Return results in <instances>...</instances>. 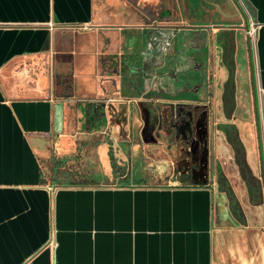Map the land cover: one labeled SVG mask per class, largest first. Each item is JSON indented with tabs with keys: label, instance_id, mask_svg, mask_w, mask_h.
Wrapping results in <instances>:
<instances>
[{
	"label": "crops",
	"instance_id": "crops-1",
	"mask_svg": "<svg viewBox=\"0 0 264 264\" xmlns=\"http://www.w3.org/2000/svg\"><path fill=\"white\" fill-rule=\"evenodd\" d=\"M246 1L253 9V19L246 16L252 24L258 132L254 127L253 135L245 121L248 128L240 136L249 159L257 154L259 174L260 154L264 175V0ZM102 26L93 19L92 0H0V264H264V200L263 206L248 204L244 184L234 177L229 181L224 171L228 146L216 129L222 121L217 117L224 119L220 89L212 101L175 99L163 91L176 84H162L159 76L139 95L132 90L145 83L133 80L136 70L130 67L132 77L124 84L115 81L114 94L126 98L125 111L135 97L144 96L134 103L144 109L145 126L129 132L117 128L124 135L115 136L125 142L127 160L103 151L102 143L92 164L90 144L75 150L76 134L69 132L67 120L69 100L92 93L90 80L85 84L77 79H82L80 65L87 75L92 61L106 53H100L95 39L100 38L98 31L105 32ZM177 39L184 47L185 34ZM137 52L132 47L115 55H121L124 66L142 57V68L152 72L154 54ZM198 54L191 50L188 64L179 50L172 70L197 68L198 58L204 57ZM203 59L209 65V56ZM53 76L69 77L67 93H41L52 86ZM155 90L171 106L183 101L201 107L202 130L190 137L194 143L197 137L204 141L205 148L194 144V155L205 150L203 169L187 159L192 154L188 145L182 156L166 138L161 140L164 133L157 129L164 113L154 112L153 106L163 102L148 98ZM125 111L116 114L117 127ZM130 133L135 141L128 148ZM153 140L159 146H152ZM153 147L166 157L156 159ZM176 152L171 160L168 155ZM234 201L242 219L233 213Z\"/></svg>",
	"mask_w": 264,
	"mask_h": 264
},
{
	"label": "rangeland",
	"instance_id": "rangeland-1",
	"mask_svg": "<svg viewBox=\"0 0 264 264\" xmlns=\"http://www.w3.org/2000/svg\"><path fill=\"white\" fill-rule=\"evenodd\" d=\"M92 15L93 19L102 23L105 32H99V36L95 35L97 48L103 53V57L100 56L99 61H92L89 74H83V66L80 65L79 78L77 82L84 80V83L87 84L88 80L93 84V89L91 94L83 95L77 98H71L69 100L71 114H69L68 126L69 132L71 135L76 134L75 136V150L79 147L82 148L83 145L90 144L93 148L90 149V160L91 164L95 162L98 157H100L99 152L101 149L105 151V148L110 150L113 153V156H120V158H126V146L124 148L125 142L118 141V136L124 137V135H118L117 128H126L127 132L133 131L135 129H140L145 126L144 116L142 112L144 109H140V106L137 103L139 100L137 98H144V96H138L133 99V106L125 111L126 98H120V95L117 96L115 90L116 86L114 82H124L128 83L127 80H130L132 77L128 71V68L137 70L138 74L134 75L133 80L135 82H141L144 84L142 88L135 91L136 94L144 89V86L155 83L158 77L160 76V82L162 84H167L170 80L176 84L177 88L174 89H165L163 93H168L174 95L175 99H198L199 95L202 94L203 84L200 81V69L193 70L192 68L186 69L180 72L175 69L173 62L179 57V51L184 54H188L189 50L181 48L182 46L177 39L181 34H185L186 40L182 42L184 46H192L195 44H203L206 47V55L209 56L210 62L209 65L204 64V68L208 69L209 67V77L212 85V95L218 93L220 88L221 80L225 77V71L220 72L222 68L219 63V50L213 44V34L216 29L215 25L227 26L233 30L235 33V46H236V55H235V106L231 118L229 120L222 119V117H217L221 123H229L233 128L232 132L237 137L239 143L242 146V153L240 154L241 159L245 162L251 178L258 180L260 185V190L258 195H254L251 188L243 183L238 166L235 161V154L233 149L228 143L227 137L229 134L228 130H224V146L226 147L225 154V164L224 170L227 174V179L230 181L234 177L237 182L244 184L246 188V200L250 205H256L258 203L254 202V199H260V205L263 203V190L261 182L259 179V164L257 154H253L251 160L248 157L246 152L245 145L243 144L242 137L240 134L248 128V126L242 123L248 121L249 128L251 129L252 134L254 135V115L252 108V91H251V82L249 79V73L247 68V53L245 45V36L242 28L243 20L236 6L232 3L231 0H92ZM156 25V26H155ZM193 25H207L208 27L202 29L201 31H194L189 29ZM177 27H180L179 29ZM183 27V28H182ZM141 28H144L141 30ZM250 31V30H249ZM154 36V39L157 40L158 46H154V49H159L157 53L161 55L156 56L158 63H165L159 67L152 68H142V57L139 61L129 63L124 66L121 62V55H115V52L119 50L131 49L132 47L137 48L139 55L143 52L147 53L146 48H148V38ZM156 36V37H155ZM250 36V35H249ZM159 37V38H158ZM120 38L124 40L121 44ZM177 39V40H176ZM127 40V41H126ZM130 40V41H129ZM140 40V41H139ZM174 40H176L174 42ZM129 41V42H128ZM131 43L132 45L128 44ZM251 42V37H250ZM134 43V44H133ZM138 43V47L133 46ZM186 44V45H185ZM251 44V43H250ZM95 43L93 44L96 47ZM213 45V46H212ZM213 47V53H210V50ZM105 48V49H104ZM161 50V51H160ZM165 51V52H164ZM172 52V54H171ZM209 53V54H208ZM186 54V55H187ZM213 55V56H212ZM212 58L214 61L212 62ZM189 58L185 57V62L189 64ZM141 62V63H140ZM213 65V66H212ZM128 66V67H127ZM168 67H171L172 71H169ZM213 67V68H212ZM48 72V68H46ZM149 70V73L145 74V71ZM163 74V75H162ZM146 75L147 78H146ZM46 76L43 78V84L46 85ZM90 76V77H89ZM136 76V77H135ZM89 77V79L87 78ZM52 86L45 89L41 92L44 96L46 95H63L68 92V87H70V79L68 76H53ZM87 78V79H86ZM107 79V89H104L102 86L104 84V79ZM190 79V80H189ZM154 81V82H153ZM86 86V85H85ZM121 89V88H120ZM124 89V88H123ZM141 89V90H140ZM117 91V90H116ZM123 91V90H122ZM174 91V92H173ZM125 92V89H124ZM143 92V91H142ZM161 92V91H160ZM72 94V93H71ZM127 95L130 93L126 92ZM145 95V94H144ZM150 95V94H149ZM158 91H154L153 94L148 97L154 99L162 100L163 105H157L154 107V112H162L163 116H159L160 123L162 126H158V131L164 133L161 135V140H166L167 145L180 152H182L183 146L188 145L189 151L192 153L190 155L191 162H199V168L203 169L205 166V150H204V141H201L200 138L197 139L195 143H202L204 147L201 155H194V152H198V148L194 147V142L191 140L190 132L184 131L179 132L174 129H188L186 125L192 123V112H195L199 106L190 105L187 102H180L171 106L165 101H168L166 98H160ZM211 95V94H210ZM135 100V101H134ZM164 100V101H163ZM85 101V102H84ZM136 102V104L134 103ZM116 104L115 106L110 104ZM89 104V105H87ZM158 104V103H157ZM84 109H79L80 106ZM124 107V109H123ZM160 108V109H159ZM125 111L124 120L120 121V125L117 127L114 123V118H116L117 113H123ZM123 111V112H122ZM141 112V114H140ZM204 112H200V118L195 122L196 127H199L200 120L203 117ZM194 116V115H193ZM163 120V121H162ZM195 121V119H193ZM193 121V122H194ZM151 123V122H150ZM238 124V125H237ZM194 125V124H193ZM164 126V127H163ZM164 128L167 129L168 133L165 134ZM174 128V129H173ZM144 130V129H143ZM118 135V136H115ZM134 134H129V145L134 143L135 138L131 137ZM187 136L189 138H187ZM198 138V137H197ZM124 139V138H120ZM99 143H102V148H99ZM152 146H159L155 140L150 142ZM124 144V145H123ZM82 145V146H81ZM154 148L153 155L156 156V159L161 157H166L165 153L160 150V148ZM184 149V148H183ZM196 149V150H195ZM184 151V150H183ZM128 153V152H127ZM188 155V154H187ZM171 160L175 159L177 152L175 154L171 153L168 155ZM182 156H185V153ZM96 157V158H95ZM161 163L162 160H159ZM45 174V173H44ZM46 175V174H45ZM44 175V176H45ZM47 177V176H46Z\"/></svg>",
	"mask_w": 264,
	"mask_h": 264
},
{
	"label": "flooded vegetation",
	"instance_id": "flooded-vegetation-1",
	"mask_svg": "<svg viewBox=\"0 0 264 264\" xmlns=\"http://www.w3.org/2000/svg\"><path fill=\"white\" fill-rule=\"evenodd\" d=\"M243 26V25H242ZM193 27H196V28H193ZM208 26L207 25H193L192 27L190 26V28L189 29H192V30H194V31H201L202 29H205V28H207ZM144 28H141V30H143ZM225 31H227V33L225 32ZM225 32V33H224ZM156 37V36H155ZM159 38V37H158ZM213 40L215 41V43L217 44L216 46H217V48H218V50H219V58H218V60H219V63H220V65H221V67H222V69H223V73H224V71H225V77L223 78V81L221 82V85H220V102H221V110H222V113H223V117H224V119H226V120H229V118H231V116H232V113H233V110H234V107H233V110H232V112L230 113V115H229V117H225L226 115L224 114V112H223V109H222V92H223V88H224V82H225V80H226V78H227V75H228V72H227V69L225 68V66H224V63H223V55H224V52H228L229 51V49L230 48H232V50H233V64H234V71H233V99H234V106H235V55H236V50H235V43H234V40H235V33L233 32V30L232 29H230L229 27H223V28H220V29H215L214 30V34H213ZM140 41V40H139ZM157 40H155L154 39V36H150L149 38H148V48H146V50H147V54H149V53H153L154 54V58L156 57V56H158V54H159V56L161 55V53H157V51H159V49H158V47H159V44H157V42H156ZM218 41L221 43L220 44V46L218 45ZM251 42L249 41V44H250ZM245 45H246V53H247V68H248V73H249V57H250V60H251V44H250V56L248 55V48H247V42H246V40H245ZM134 46H136V47H138V43L136 44V45H134ZM154 46H158L157 47V49H154L153 47ZM181 48H184V49H189V50H192V51H197V52H199L200 54H198V57H200V55L202 54V55H204V57L203 58H205V57H207V55H206V47H205V45H203L202 43L201 44H199V45H197V44H195L194 43V45H192V46H184V47H180V49ZM133 49H135L136 51H138V49L137 48H134L133 47ZM182 50V49H181ZM161 51V50H160ZM179 51V50H178ZM165 52V51H164ZM191 51H189V53H190ZM189 53L187 54V55H189ZM137 54L139 55V52H137ZM156 55V56H155ZM187 55H186V57H187ZM203 58H198L199 60H198V67L197 68H193V67H191L193 70H198V69H200V72H201V75H200V81H201V83L204 85L203 86V89H202V94L201 95H199L198 97V99H201V100H209V101H212V92L210 91V89H211V82H210V77H209V74H208V70L207 69H205L204 68V64H205V62H204V59ZM193 59V58H192ZM203 59V60H202ZM158 59H156L155 58V62H154V64H156V65H153L152 67H158V66H160L161 64H162V62H159L158 63V61H157ZM189 61H190V59H189ZM188 61V62H189ZM213 61H214V59H213ZM251 63H252V60H251ZM134 70V69H133ZM135 71V70H134ZM167 71H168V74H169V68L167 69ZM136 73H135V75L136 74H138V72H137V70L135 71ZM145 73H146V70H145ZM149 73V72H148ZM249 79H250V75H249ZM211 94V95H210ZM214 100V99H213ZM192 105V104H191ZM252 108H253V102H252ZM202 111V109H201V107H199L195 112H192L193 113V115H192V123H190V125H186L185 127L187 128L188 127V129H179V130H177V129H174L175 131H179V132H182V131H184V133L185 132H187V131H189L190 132V134H192V133H194L195 131H197V130H202V119H203V117L201 118V120H200V123L201 124H199V127L197 128L196 127V125H195V122H197V120H199V116H200V112ZM253 115H254V109H253ZM193 119H195V121L193 120ZM194 121V122H193ZM194 124V125H193ZM161 126L163 125L162 123L160 124ZM160 127V126H159ZM164 127V126H163ZM216 129L217 130H219V131H221V132H223L225 129L226 130H228L229 131V134H230V137H232L233 136V128L230 126V124L229 123H216ZM164 130H166L167 131V129H165L164 128ZM168 132V131H167ZM187 138H189L188 136H187ZM198 139V138H197ZM203 141V140H202ZM229 143V142H228ZM200 143H198V145H199ZM202 144V143H201ZM200 144V145H201ZM229 145H230V143H229ZM181 146H183V148L185 147V145H181ZM231 146V145H230ZM232 148V147H231ZM183 151V150H182ZM187 157V159H191L189 156H186Z\"/></svg>",
	"mask_w": 264,
	"mask_h": 264
},
{
	"label": "trees",
	"instance_id": "trees-1",
	"mask_svg": "<svg viewBox=\"0 0 264 264\" xmlns=\"http://www.w3.org/2000/svg\"><path fill=\"white\" fill-rule=\"evenodd\" d=\"M227 33V31H225ZM224 32V33H225ZM220 42L218 41V45L220 46ZM223 63L225 68L227 69L228 75L227 78L224 82V88L222 92V109L224 114L226 115L225 117H229L230 113L233 110L234 107V99H233V71H234V64H233V50L232 48L229 49L228 52H224L223 55ZM228 142L230 143L234 154H235V161L239 169V173L241 176V179L245 182V184L248 186V188L252 189V192L254 195H258L259 190H260V185L258 183V180H255L251 178L249 170L247 166L245 165V162L242 157H240V154L242 153V146L239 143L237 137L233 134L232 137H230V134H228L227 137ZM219 179H221V173H218ZM226 193H229V187L227 186V191ZM231 195V192L230 194ZM231 197V196H230ZM233 198V197H232ZM234 200V199H233ZM260 199L258 198L257 200L254 199L255 203H259ZM233 213L238 219H242L243 215L242 212L238 206V204L234 201L231 204Z\"/></svg>",
	"mask_w": 264,
	"mask_h": 264
},
{
	"label": "water",
	"instance_id": "water-1",
	"mask_svg": "<svg viewBox=\"0 0 264 264\" xmlns=\"http://www.w3.org/2000/svg\"><path fill=\"white\" fill-rule=\"evenodd\" d=\"M231 1L236 6L237 10L239 11L240 15L242 16V20H243L242 28L244 31L245 40L247 42L248 55H249L250 54L249 30L252 27V24L248 21V18L246 15H248L251 19H253V9L250 6L249 2H247L246 0H231ZM214 27L220 29V28L227 27V26L215 25ZM193 28H196V27H193ZM249 75H250L252 102H253V109H254V124H255V130H256V132H258V119H257L256 104H255V90H254L252 63H251L250 57H249ZM258 155H259V163H260V170H261L259 179H260V182L262 184L263 200H264V175L262 173V159H261V156L259 153H258Z\"/></svg>",
	"mask_w": 264,
	"mask_h": 264
}]
</instances>
